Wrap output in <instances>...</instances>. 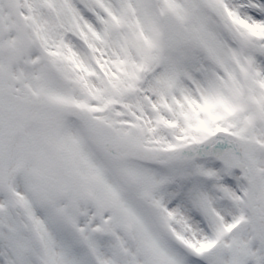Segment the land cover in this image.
<instances>
[{"label": "snow or ice", "instance_id": "1", "mask_svg": "<svg viewBox=\"0 0 264 264\" xmlns=\"http://www.w3.org/2000/svg\"><path fill=\"white\" fill-rule=\"evenodd\" d=\"M0 264H264V0H0Z\"/></svg>", "mask_w": 264, "mask_h": 264}]
</instances>
